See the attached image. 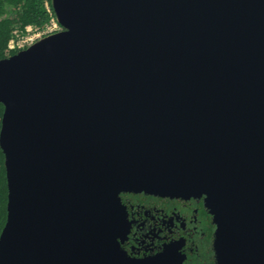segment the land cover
Masks as SVG:
<instances>
[{"label":"water","instance_id":"obj_1","mask_svg":"<svg viewBox=\"0 0 264 264\" xmlns=\"http://www.w3.org/2000/svg\"><path fill=\"white\" fill-rule=\"evenodd\" d=\"M51 4L0 58V264H128L123 191L204 194L216 264H264V0Z\"/></svg>","mask_w":264,"mask_h":264},{"label":"flooded vegetation","instance_id":"obj_2","mask_svg":"<svg viewBox=\"0 0 264 264\" xmlns=\"http://www.w3.org/2000/svg\"><path fill=\"white\" fill-rule=\"evenodd\" d=\"M120 201L128 231L118 240L128 264H216V224L204 194L172 197L123 191Z\"/></svg>","mask_w":264,"mask_h":264},{"label":"trees","instance_id":"obj_3","mask_svg":"<svg viewBox=\"0 0 264 264\" xmlns=\"http://www.w3.org/2000/svg\"><path fill=\"white\" fill-rule=\"evenodd\" d=\"M56 18L51 0H0V58L14 54L8 43L14 30L25 31L26 26L44 28L51 18ZM4 105L0 103V128ZM7 179L4 153L0 147V233L7 219Z\"/></svg>","mask_w":264,"mask_h":264},{"label":"built area","instance_id":"obj_4","mask_svg":"<svg viewBox=\"0 0 264 264\" xmlns=\"http://www.w3.org/2000/svg\"><path fill=\"white\" fill-rule=\"evenodd\" d=\"M61 29V25L56 18H51V21L42 29L28 25L24 32L14 30V35L8 43L9 50H20L26 48L39 38Z\"/></svg>","mask_w":264,"mask_h":264}]
</instances>
